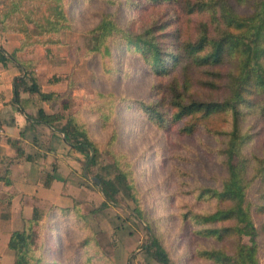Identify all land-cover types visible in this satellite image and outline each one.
I'll return each mask as SVG.
<instances>
[{"label": "trees", "instance_id": "trees-1", "mask_svg": "<svg viewBox=\"0 0 264 264\" xmlns=\"http://www.w3.org/2000/svg\"><path fill=\"white\" fill-rule=\"evenodd\" d=\"M26 1L33 0H0L1 29L24 36L11 53L0 45V63L6 66L11 62L19 70L12 83V102L28 120L63 134L68 149L79 154L82 176L88 181L102 153L97 142L88 135L84 122L74 114H65V103L62 110L56 109L64 94L42 90L35 61L22 60L16 54L33 44H62L59 34L73 30L72 26L63 0H39L32 7H27ZM126 4L134 9L152 6L159 10L151 22L136 27L135 23L123 25L114 13L101 10L94 26L76 31L84 39V56L108 57L112 47L138 55L154 77L149 100L120 95L112 96L110 102L138 109L163 132L181 137L205 133L217 141L214 147L204 142L201 146L218 160L222 174L211 176L215 185L196 182L187 191L196 201L207 202L209 208L197 210L186 203L180 213L183 226L189 227L195 238L212 243L197 249V258L212 264H259L264 253V0H126ZM66 46L70 50L69 44ZM107 72L109 76L122 74L116 68ZM100 118L106 122L108 115ZM107 151L111 161L106 165L113 169L94 174L103 197L100 206L118 205L121 198H129L135 216L145 225L148 239L143 249L147 256L159 264H171L169 252L139 203L128 170L117 154ZM9 172L6 169L0 181L8 183ZM1 205L0 200V233L8 235L6 247L12 253V264H36L31 252L41 212L35 207L30 218L22 219V227L11 231L4 227L8 217ZM73 209L53 207L49 213L69 215ZM91 239L88 236L81 244L86 246ZM102 260L98 261L114 264L106 257Z\"/></svg>", "mask_w": 264, "mask_h": 264}, {"label": "rangeland", "instance_id": "rangeland-1", "mask_svg": "<svg viewBox=\"0 0 264 264\" xmlns=\"http://www.w3.org/2000/svg\"><path fill=\"white\" fill-rule=\"evenodd\" d=\"M38 1H26L25 5L32 7ZM63 5L74 31L69 29L59 34L57 39L62 44L27 46L25 55L41 57L39 73L45 83L50 74L48 62L43 59L45 50L51 51L53 56L63 57L64 71L67 72H60L63 73L60 78L67 88L61 92L64 96L55 107L62 110L61 104L65 103L68 106L65 114H74L85 123L88 135L97 142L102 153L88 177V191L79 193L80 197L73 201L71 207L74 209L69 215L58 211L50 214L55 206L40 204L42 220L36 227L32 262L76 264L74 261L78 257V264H110L107 260L98 261L106 257L114 264L126 260L130 264H159L143 249L148 235L145 225L135 216L134 204L129 198H121L118 205L100 206L103 197L93 177L96 173L104 174L113 169L106 165L111 161L109 149L120 157L128 170L139 203L154 234L169 252L171 264H212L195 256L197 249L211 245V241L195 238L190 228L183 226L180 213L186 203L197 210L209 208L207 202L196 201L187 191L196 182L215 185L216 181L211 176L222 174L221 164L216 158L209 157L201 146L204 142L214 147L217 141L205 133L181 137L172 131L163 132L138 109L110 102L112 96L120 95L149 100L148 90L154 77L138 55L123 47H112V54L104 58L84 56V39L76 32L94 26L101 10L114 13L123 25L133 26L135 23V27L144 26L151 22L159 7L134 9L126 4V0H115L113 5L102 0H63ZM47 37L41 36V39ZM109 68H116L122 74L109 76ZM102 115H108L106 122L101 120ZM249 195L252 199L255 197L253 192ZM10 220H6L7 226L4 224L8 230L12 228ZM88 236L93 240H88L86 246L82 245L81 241ZM7 239V233L1 232L0 264L13 263L12 253L6 247ZM259 264H264V253Z\"/></svg>", "mask_w": 264, "mask_h": 264}, {"label": "crops", "instance_id": "crops-1", "mask_svg": "<svg viewBox=\"0 0 264 264\" xmlns=\"http://www.w3.org/2000/svg\"><path fill=\"white\" fill-rule=\"evenodd\" d=\"M23 38L19 32H5L0 27V45L8 53L19 48ZM23 50L16 53L17 57L35 61L38 80L44 92L61 93L66 90L67 85L64 87L60 78L67 72L64 71L66 64L60 58L62 56H53L51 51L45 50L43 59L48 62L50 71L45 83L39 73L41 57L25 55L26 50ZM52 60L54 62L51 63ZM18 74V68L11 62L6 66L0 63V176L6 169L10 170L6 177L8 183L0 181V200L2 210L5 207L8 219H11V231L20 229L22 219L30 218L35 207L40 211V204L71 207L73 201L80 197L79 193L88 191L89 187L82 176L79 155L68 149L63 134L28 120L12 102V83ZM42 106L47 109L46 104L42 103ZM7 222H4L6 226ZM127 263L126 260L119 264Z\"/></svg>", "mask_w": 264, "mask_h": 264}, {"label": "water", "instance_id": "water-1", "mask_svg": "<svg viewBox=\"0 0 264 264\" xmlns=\"http://www.w3.org/2000/svg\"><path fill=\"white\" fill-rule=\"evenodd\" d=\"M93 179H94L97 183L99 182L98 178L93 177Z\"/></svg>", "mask_w": 264, "mask_h": 264}]
</instances>
